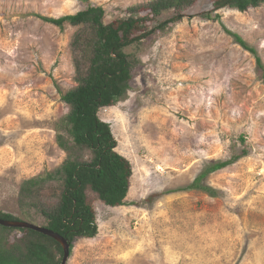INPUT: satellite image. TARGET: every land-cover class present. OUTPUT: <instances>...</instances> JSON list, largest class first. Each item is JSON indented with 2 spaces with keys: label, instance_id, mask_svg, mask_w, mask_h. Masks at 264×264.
Here are the masks:
<instances>
[{
  "label": "rangeland",
  "instance_id": "374dc122",
  "mask_svg": "<svg viewBox=\"0 0 264 264\" xmlns=\"http://www.w3.org/2000/svg\"><path fill=\"white\" fill-rule=\"evenodd\" d=\"M149 1L0 0V211L22 217V182L67 157L55 125L76 86V28L44 18ZM211 9L200 0L144 45L127 96L100 112L133 174L124 205L97 204L99 233L74 243L69 264H264V79L236 39L264 64V5L221 9L219 21L203 18ZM243 149L249 156L200 181L212 192L189 188Z\"/></svg>",
  "mask_w": 264,
  "mask_h": 264
},
{
  "label": "trees",
  "instance_id": "16d2710c",
  "mask_svg": "<svg viewBox=\"0 0 264 264\" xmlns=\"http://www.w3.org/2000/svg\"><path fill=\"white\" fill-rule=\"evenodd\" d=\"M199 1L150 0L118 9L114 16L101 5L89 4L75 14L44 18L61 30L66 25L76 28L70 41L76 86L62 94L70 109L55 125L57 143L67 157L56 169L22 182V217L0 211V218L26 220L53 230L68 238L71 252L77 240L98 235L97 204L124 205L133 174L131 163L117 151L111 125L100 112L127 96L141 66L142 47L172 30L184 17H192L190 10ZM211 3L212 9L202 16L219 21L216 12L221 9L247 12L264 5V0ZM236 39L256 55L257 69L264 79V64L256 50L241 37ZM247 156L248 149L234 150L231 158L209 163L189 188L211 191L210 186L200 184L202 179ZM63 257V246L53 237L29 228L0 225V264H61Z\"/></svg>",
  "mask_w": 264,
  "mask_h": 264
},
{
  "label": "water",
  "instance_id": "95a60500",
  "mask_svg": "<svg viewBox=\"0 0 264 264\" xmlns=\"http://www.w3.org/2000/svg\"><path fill=\"white\" fill-rule=\"evenodd\" d=\"M0 225L10 227V228H29V229H33L35 231H38V232H41L48 236L53 237L58 242H60L63 246L64 257L62 259L61 264H69V260L71 258L72 252H71V244L67 237L62 236L61 234L56 233L55 231L50 230L41 225L34 224V222L31 223L30 221H26V220L17 221V220H4L0 218Z\"/></svg>",
  "mask_w": 264,
  "mask_h": 264
}]
</instances>
